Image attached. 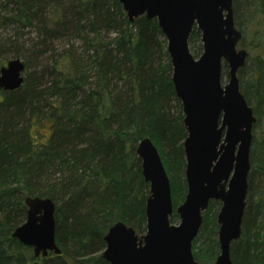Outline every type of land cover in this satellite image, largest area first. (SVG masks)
Masks as SVG:
<instances>
[{
    "label": "trees",
    "instance_id": "16d2710c",
    "mask_svg": "<svg viewBox=\"0 0 264 264\" xmlns=\"http://www.w3.org/2000/svg\"><path fill=\"white\" fill-rule=\"evenodd\" d=\"M67 1L66 8L63 0L0 3L2 26L37 21L45 37L69 35L81 42L77 53L52 55L36 72L20 44L0 40V66L13 58L25 63L23 85L10 92L0 89V264L34 260L32 249L12 237L26 219L27 196L47 197L56 205L55 240L61 254L40 257L41 264H109L101 255L104 236L118 221L144 234L149 187L135 152L142 138L157 148L170 180V223L185 197L186 131L156 19L140 16L129 22L119 0ZM243 2L247 11L240 13V0H233L234 23L241 28L243 22H256L247 46L253 49L258 41L264 43V0ZM10 3L14 13L7 12ZM199 37L194 27L189 47ZM252 64V78L262 81V91L253 89L252 80H239V87L256 119L253 135L258 126L261 131L264 116V60L256 57ZM249 158L252 165V149ZM256 167L264 180V154ZM259 201L245 205L240 238L230 248L232 264H264V196ZM213 208L218 213L220 203H209L192 243L199 264H214L219 253Z\"/></svg>",
    "mask_w": 264,
    "mask_h": 264
},
{
    "label": "water",
    "instance_id": "95a60500",
    "mask_svg": "<svg viewBox=\"0 0 264 264\" xmlns=\"http://www.w3.org/2000/svg\"><path fill=\"white\" fill-rule=\"evenodd\" d=\"M129 22L140 16L156 19L166 40L171 81L179 99L186 137L184 200L173 214L171 185L161 156L150 138L136 146L141 174L149 191L145 202V233L123 222L109 227L102 257L109 264H199L192 243L202 225L203 212L218 201L216 216L219 253L214 264H232L231 244L241 235L248 191L252 127L256 119L240 91L238 71L248 57L237 45L233 0H119ZM200 34L201 54L189 47L193 28ZM223 64L227 82L222 84ZM25 67L19 58L0 66V89L13 91L23 83ZM25 221L12 237L32 249L28 264L49 253L61 254L55 240V205L50 198L27 196ZM264 247V242H263ZM264 263V256H263Z\"/></svg>",
    "mask_w": 264,
    "mask_h": 264
},
{
    "label": "rangeland",
    "instance_id": "374dc122",
    "mask_svg": "<svg viewBox=\"0 0 264 264\" xmlns=\"http://www.w3.org/2000/svg\"><path fill=\"white\" fill-rule=\"evenodd\" d=\"M2 1L3 0H1L0 3H4ZM72 1L73 0H71V2ZM68 3L70 2H68L67 0H63L62 2L63 7L66 8ZM243 3H244L243 0H240L239 5L240 6L242 5L239 10L240 13H241V10L244 12L247 11V9H245V6H244L246 4H243ZM249 5L250 4H248L247 7H249ZM15 9H16V6L13 3H10L7 8V12L14 13ZM254 23H252V25L249 26L246 24V22H243V24L241 25L242 27L237 28L242 33V39L238 43L237 48L245 49L250 54L245 62L246 63L245 67L242 68V71L240 72L238 77H239L240 83L242 84L252 80L251 85L253 89L255 87L258 90H261L260 83L262 84V81L258 83L257 78H255V76L254 78H252V68L251 67L253 65L252 64L253 60H255L256 57H260V59L264 60V43H260V41H258L257 43L259 45L258 46L255 45L257 47L253 49H250L247 47L249 45V42H248L249 35L253 33L254 31L253 28L256 27ZM41 28L42 26H40V24L37 21L33 22L31 26H24V27L21 24H15V25L9 24L8 26H2L0 24V40L1 39L10 40L12 42V45L20 44L21 46H20L19 51L23 54V57L25 59L31 62V64L33 65L32 67L34 68L36 72H38L39 70H42L44 66L50 63V60L52 59V55L56 57L58 54L63 53L67 50L77 53L78 52L77 50L81 47V42H79L78 40H76L75 38L69 35H63L58 38L45 37V35L41 31ZM200 47H202L201 42H200V37L198 40H195V39L191 40L190 51L192 52L195 58H197L201 54L202 49H199ZM221 82L222 84H225L227 82V75H226V70L224 68V64L222 66ZM258 127L255 128L253 131V135H255L256 144L251 145V149L253 150V153H254V162L256 164L254 165L253 164L254 162H253L250 167L251 170L249 171V174H248V188L249 189H248V193L246 196V203H252V204L259 203L260 198L264 196V180H262V175L260 174V170L257 167L254 168L259 162V160L261 159V156H263L264 154V116L260 117L261 131H259ZM43 133L46 136L49 135L50 129L48 126H46L43 129ZM216 208H213L211 210L210 218L216 217V214H217ZM178 222H179V217L174 221L173 224H178ZM240 247L242 248V245Z\"/></svg>",
    "mask_w": 264,
    "mask_h": 264
},
{
    "label": "bare ground",
    "instance_id": "6f19581e",
    "mask_svg": "<svg viewBox=\"0 0 264 264\" xmlns=\"http://www.w3.org/2000/svg\"><path fill=\"white\" fill-rule=\"evenodd\" d=\"M22 62H23V64H24V67H25V63H24V61H23V59H20ZM24 74H25V70H24V73H23V78H24ZM23 82H24V80H23ZM23 85V83L21 84V86ZM20 86V87H21ZM19 87V88H20ZM19 88H17V89H19ZM17 89H15V90H17ZM14 91V90H13ZM4 92H10V91H4ZM53 203H54V201H53ZM54 205H55V203H54ZM55 210H56V205H55Z\"/></svg>",
    "mask_w": 264,
    "mask_h": 264
},
{
    "label": "flooded vegetation",
    "instance_id": "af4514ba",
    "mask_svg": "<svg viewBox=\"0 0 264 264\" xmlns=\"http://www.w3.org/2000/svg\"><path fill=\"white\" fill-rule=\"evenodd\" d=\"M249 189V188H248ZM247 193H248V191H247Z\"/></svg>",
    "mask_w": 264,
    "mask_h": 264
}]
</instances>
